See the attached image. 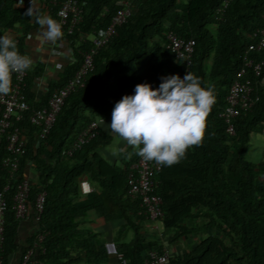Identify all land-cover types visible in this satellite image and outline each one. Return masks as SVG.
<instances>
[{"label":"trees","instance_id":"1","mask_svg":"<svg viewBox=\"0 0 264 264\" xmlns=\"http://www.w3.org/2000/svg\"><path fill=\"white\" fill-rule=\"evenodd\" d=\"M61 1L34 0V12L55 19ZM73 1L81 14L72 32L65 36L70 61L39 96L30 90L37 73L27 70L24 94L28 110L18 123L27 141L18 161V174L28 178L26 166L34 173L33 178H28L27 209L31 210L36 231L26 245L17 243L19 219L14 218L8 202L2 262H10L9 257L17 253L20 257L41 233L33 250L35 264H75L80 260L84 264H110L113 257L105 253L103 243L77 224L79 216L105 199L117 207L133 231L128 242L116 245L127 264H143L148 251L163 250L158 239L147 240L138 233V222L148 218L138 199L127 192L126 174L138 155L120 165L107 163L96 152L86 157L87 151L110 140L99 128L96 136L71 156L64 151L89 121L111 118L115 103L125 94H133L136 84L147 82L158 88L164 76L182 77L183 62L174 60L165 47L164 34L172 30L182 38L193 39L188 71L200 78L202 86L211 89L215 103L206 119L202 143L190 147L178 163L162 166L154 174L153 191L161 198L158 222L167 243L199 230H210L219 236H196L194 245L168 257V264H264V160L251 163L245 158L250 135L264 129V48L253 54L262 62L260 74H248L257 100L233 118L232 135L225 132V124L218 116L241 66L242 52L251 41V32L264 25V0H231L220 19L215 11L222 0H130V16L97 50L93 70L83 86L68 94L49 134L39 139L27 115L43 106L48 95L72 77L81 62V52L91 45V36L109 23L122 0ZM28 7L19 0H0V36L16 33L13 40L21 54L26 34L39 26L26 15ZM115 69L117 73L112 74ZM111 78L113 86L109 87ZM3 155L0 148V158ZM85 175L98 185V191L80 198L77 182ZM3 177L0 168V180ZM40 190L45 194L42 211L35 220L33 199Z\"/></svg>","mask_w":264,"mask_h":264},{"label":"built area","instance_id":"2","mask_svg":"<svg viewBox=\"0 0 264 264\" xmlns=\"http://www.w3.org/2000/svg\"><path fill=\"white\" fill-rule=\"evenodd\" d=\"M231 0H222L216 8V18L222 17L224 9ZM52 3H54L52 1ZM130 0H122L115 10L109 23L97 34L91 36V45L81 52V62L74 72L62 86L52 91L45 104L35 108L27 115V121L37 129L36 137L44 139L49 134L50 129L56 119L58 112L68 94L83 86L86 76L93 70V57L97 50L105 44L112 36L117 26L123 24L130 16ZM80 7L73 0H62L55 12V20L62 26L63 39L72 32L74 25L80 18ZM165 47L172 54L174 60L182 61L184 72L188 71L191 63L194 41L191 38L185 39L167 30L164 34ZM264 48V25L251 32V41L246 45L241 56V66L236 73L234 80L228 87L225 95V105L218 112V116L225 124V132L232 135L234 133L233 118L241 111L248 110L257 100V96L252 93L253 85L248 74L253 77L260 74V60H255L254 53ZM27 70L23 73L12 74V88L6 94H0V148L4 150V155L0 158V168L4 171V177L0 180V264H4L1 259L3 244V224L4 214L8 207V202L13 211L14 218L21 219L27 211V198L29 195V179L20 177L18 174V161L24 153L27 136L22 135L21 127L18 124L24 119L28 110L24 87L27 77ZM181 77V78H182ZM102 117H97L83 126L71 142L64 154L71 156L75 151L81 149L83 145L94 138L98 132ZM162 166L152 161H145L137 156V159L129 166L126 174L127 192L131 197L139 201L143 213L149 221L157 223L162 214L160 204L161 198L153 191L154 174ZM81 193L90 192L92 188L84 181L78 183ZM45 192L38 191L33 199L35 211L34 219L37 220L42 211ZM42 234H36V240L26 251H24L16 263L7 262L5 264H35L33 250L41 240ZM105 253L114 259V264H127L124 254L118 250L115 242L109 240L103 243ZM168 253L162 250L148 251L144 257L143 264H168Z\"/></svg>","mask_w":264,"mask_h":264},{"label":"clouds","instance_id":"3","mask_svg":"<svg viewBox=\"0 0 264 264\" xmlns=\"http://www.w3.org/2000/svg\"><path fill=\"white\" fill-rule=\"evenodd\" d=\"M33 3L30 0L26 15L34 18L48 41L61 39L62 26L50 16L36 14ZM31 66L32 59L21 54L10 36H0V94L11 91L13 73H23ZM161 81L158 88L147 82L136 84L133 94H125L115 103L105 131L126 142L145 161L171 166L183 159L190 147L202 143L215 98L211 89L202 86L200 78L190 71L182 78L172 74ZM100 124H105L104 119ZM105 152L119 157L124 149L111 145Z\"/></svg>","mask_w":264,"mask_h":264},{"label":"crops","instance_id":"4","mask_svg":"<svg viewBox=\"0 0 264 264\" xmlns=\"http://www.w3.org/2000/svg\"><path fill=\"white\" fill-rule=\"evenodd\" d=\"M24 5L30 6V0H19ZM34 5V3H33ZM43 29L38 26L35 29L30 30L24 39L23 54L29 56L32 59V66L29 71H34L37 73L36 77L32 79L30 90L35 96L42 94L47 87L48 82L55 78L57 74L62 70V68L70 61L71 54L70 48L63 38L56 42H51L46 39L43 35ZM4 35L10 36L12 39L15 38L16 33L5 32ZM3 35V36H4ZM117 73V70H113L112 74ZM113 84V78L109 80V87ZM105 121L104 125L99 124V129L110 137V140L103 145H100L90 151L85 153L88 157L92 152H96L104 161L109 164L120 165L123 162H129L130 159L134 158L135 152L132 148L126 145L124 141H118V138L114 134H110L109 131H105L107 128L106 124H110L111 118H103ZM115 137V145L118 148H123L124 152L119 157H113L110 153L105 152L106 147L111 146L110 142ZM101 153H104L102 156ZM128 153H132L131 156ZM106 157V158H105ZM245 158L251 163H258L264 160V129L262 132L254 133L250 135L246 150ZM25 173L28 178H33L34 173L30 167H25ZM85 182L92 188L90 192H97L98 185L90 180L86 175L81 176L78 179L77 187L79 182ZM79 197L82 198L90 192L81 193L78 187ZM130 217L132 214L128 213ZM132 219V218H131ZM77 224L79 228L89 229L94 238L100 242L113 241L116 245L128 242L132 236V229L125 224L124 219L120 216L119 211L116 206L112 205L107 199L104 202L77 218ZM139 226L138 233L144 239H158L163 250L168 253V256H176L186 252L191 246L196 242L193 240V236L190 237H179L177 240L167 243L166 234L157 227L156 223L148 220H143L138 222ZM36 225L31 216L30 208L27 209L25 215L19 219L17 225V243L20 245H26L28 238H31L35 234ZM207 234H214L219 236L216 232H211L210 230H200V237ZM195 239V238H194ZM10 262L16 263L18 261V253L14 256H10ZM64 264V263H62ZM75 264H84L83 261H78ZM107 264V263H106ZM114 264V259L112 262Z\"/></svg>","mask_w":264,"mask_h":264},{"label":"rangeland","instance_id":"5","mask_svg":"<svg viewBox=\"0 0 264 264\" xmlns=\"http://www.w3.org/2000/svg\"><path fill=\"white\" fill-rule=\"evenodd\" d=\"M113 86V85H112ZM115 137L113 136V138H112V140H111V142H110V144L111 145H115ZM198 222V224H200L199 222V220L197 221ZM156 225H157V227L159 228V230H161V225H160V223L159 222H157L156 223ZM190 236H193V240H195L194 238H196V236L198 237V236H200V230L198 231V233H194V234H192V235H188L187 237H190Z\"/></svg>","mask_w":264,"mask_h":264}]
</instances>
